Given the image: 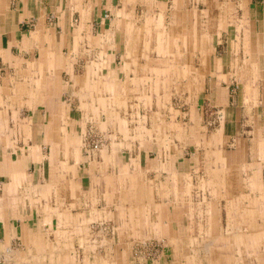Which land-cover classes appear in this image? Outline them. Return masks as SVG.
<instances>
[{"label":"crops","instance_id":"crops-1","mask_svg":"<svg viewBox=\"0 0 264 264\" xmlns=\"http://www.w3.org/2000/svg\"><path fill=\"white\" fill-rule=\"evenodd\" d=\"M239 5L0 0V264L262 261L264 18ZM156 238L155 261L81 249Z\"/></svg>","mask_w":264,"mask_h":264},{"label":"rangeland","instance_id":"rangeland-1","mask_svg":"<svg viewBox=\"0 0 264 264\" xmlns=\"http://www.w3.org/2000/svg\"><path fill=\"white\" fill-rule=\"evenodd\" d=\"M239 2V6H236V8H230L231 11H238L237 14H239L242 20H244L245 18H248V14L250 9L252 10V14H256L255 11H257L258 14H260L261 18H264V0H237ZM226 10H228L226 8ZM261 19V20H262ZM231 21H233V19L231 18ZM50 22L49 25H53L55 23ZM231 24L233 22H230ZM74 26L76 27V25H78V22H74ZM25 26L23 27L24 30H34L36 24H34L33 22L30 23H25ZM237 25H241L240 23H237ZM102 25L99 23H95L93 24V29L94 30H100V27ZM264 28V26H263ZM72 29V27L70 28ZM247 45L244 46V48L242 49V52H248L249 49L246 48ZM89 50H91V52H88ZM79 56L82 58V60H79L80 65H82V69L84 67L85 63H89L90 61H94L96 59H98V55H96V52L94 49H92L91 47H87L86 50H84L81 54H75L73 57L74 58H78ZM242 58H246L245 53L240 55ZM78 64V62H76ZM263 65H264V60H263ZM263 71V72H262ZM262 78H261V94H264V68H262ZM78 72V71H77ZM76 72V73H77ZM1 73V77L4 78L6 75V71L3 69L0 71ZM0 77V78H1ZM2 86V85H0ZM236 87V85L234 86ZM237 89V88H236ZM207 112V113H206ZM205 112V118H204V126H207L210 130L209 134H211V131H215L214 129H216L217 127L220 126L221 122L223 121V118L220 114H218V110H210L209 108H207ZM261 128H264V118H262V123H261ZM215 134H219L218 132H213ZM114 135H116L114 133ZM119 137L120 135L115 136L114 139H118L119 141ZM253 138V137H252ZM86 144H88L89 149L91 151H93L94 153H99L101 150H103L105 147H107L111 141V139L106 135V132L104 130H98L95 127L92 126H88L87 132H86ZM255 144H251L249 147L250 148H255L254 146ZM263 160L259 159L257 157V161ZM264 237V234H263ZM165 240L162 238H156V239H141V240H130V243H132L130 246H126V247H105V246H84L82 247V251H86V249L90 250L91 252H87L88 257L90 258H96L99 256L105 257L106 255V250H121L122 252L127 251L129 253V256H131L132 258H139V259H143L146 261H155L160 259L162 256L168 255L169 254V247H167L165 245ZM129 243V244H130ZM260 250V252H262L261 255V262H258V264H264V247H258V251ZM242 251H244V248H242ZM95 253V254H94ZM86 255V262L88 261V257ZM84 255L82 254V257ZM85 257V256H84ZM259 258V256H258ZM81 264H86L85 262L82 261Z\"/></svg>","mask_w":264,"mask_h":264}]
</instances>
